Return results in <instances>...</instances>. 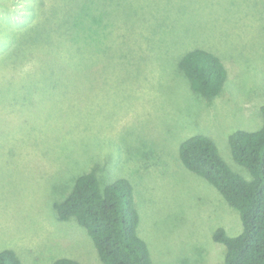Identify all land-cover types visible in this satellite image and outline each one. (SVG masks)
<instances>
[{"label": "rangeland", "instance_id": "1", "mask_svg": "<svg viewBox=\"0 0 264 264\" xmlns=\"http://www.w3.org/2000/svg\"><path fill=\"white\" fill-rule=\"evenodd\" d=\"M197 47L226 71L210 97L178 66ZM263 102L264 0H0V249L21 264H102L53 209L91 170L100 188L131 184L151 264H223L212 233L237 234L239 214L178 149L204 134L250 179L227 136L259 128Z\"/></svg>", "mask_w": 264, "mask_h": 264}, {"label": "trees", "instance_id": "2", "mask_svg": "<svg viewBox=\"0 0 264 264\" xmlns=\"http://www.w3.org/2000/svg\"><path fill=\"white\" fill-rule=\"evenodd\" d=\"M36 30L38 27L32 31ZM13 51L20 54V48ZM178 66L190 88L208 97L215 95L227 78L220 60L198 47L187 50L179 58ZM32 75L42 77L40 72ZM49 78L54 76L46 80ZM22 87L23 83L21 90ZM260 111L259 128L237 129L227 136L232 158L248 170L250 179L232 171L213 140L204 134L185 138L178 149L183 165L212 184L239 214L241 227L237 234L230 235L222 227L212 233V239L224 246L223 264H264V102ZM53 209L57 220L73 218L86 230L102 264H151L147 244L136 231L138 212L131 184L125 178L100 188L96 174L84 171L76 176L70 192L53 203ZM0 264H21V260L14 249L2 248ZM50 264L82 263L72 257L59 256Z\"/></svg>", "mask_w": 264, "mask_h": 264}]
</instances>
